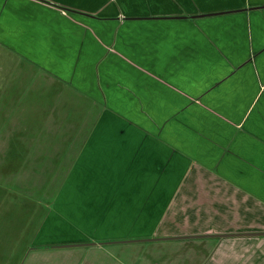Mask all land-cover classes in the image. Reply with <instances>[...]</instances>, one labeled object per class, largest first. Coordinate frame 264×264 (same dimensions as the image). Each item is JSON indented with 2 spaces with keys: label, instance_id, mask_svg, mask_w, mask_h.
I'll return each instance as SVG.
<instances>
[{
  "label": "crops",
  "instance_id": "crops-1",
  "mask_svg": "<svg viewBox=\"0 0 264 264\" xmlns=\"http://www.w3.org/2000/svg\"><path fill=\"white\" fill-rule=\"evenodd\" d=\"M3 169L64 264H264V0H0Z\"/></svg>",
  "mask_w": 264,
  "mask_h": 264
},
{
  "label": "rangeland",
  "instance_id": "rangeland-1",
  "mask_svg": "<svg viewBox=\"0 0 264 264\" xmlns=\"http://www.w3.org/2000/svg\"><path fill=\"white\" fill-rule=\"evenodd\" d=\"M147 17L150 16L137 18L145 19ZM171 165L173 162L170 163ZM4 171L7 169L0 172V187L5 185L3 187L9 191L5 192V190L1 191L0 189V264H64L66 258L56 254L54 249L65 252V248L43 250V247L34 245L32 241L34 230L49 210L47 206L41 205L42 203L26 196L36 195L40 189L39 185H36V192L32 188V183H36L38 180L37 177L29 182L32 187L29 186L30 192H27L18 190L21 187L18 184V177L15 175L5 177L3 176ZM25 180L28 181L29 178H25ZM26 181L23 180L22 188L28 187L25 186ZM32 201L40 205H34ZM73 249L78 250V246L77 248L73 247ZM43 251L45 252L43 253ZM49 251L52 253L51 255L47 253ZM73 262L74 259L71 257L66 260V264Z\"/></svg>",
  "mask_w": 264,
  "mask_h": 264
},
{
  "label": "water",
  "instance_id": "water-1",
  "mask_svg": "<svg viewBox=\"0 0 264 264\" xmlns=\"http://www.w3.org/2000/svg\"><path fill=\"white\" fill-rule=\"evenodd\" d=\"M238 234H241V233H237V235ZM248 234V233H247ZM255 234H257V233H255ZM229 235H232V234H217V235H213V236H229Z\"/></svg>",
  "mask_w": 264,
  "mask_h": 264
}]
</instances>
